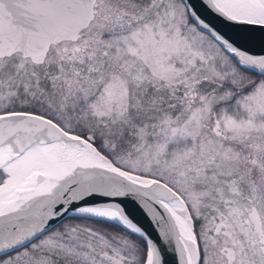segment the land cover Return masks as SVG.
I'll return each mask as SVG.
<instances>
[{"label":"snow or ice","instance_id":"1","mask_svg":"<svg viewBox=\"0 0 264 264\" xmlns=\"http://www.w3.org/2000/svg\"><path fill=\"white\" fill-rule=\"evenodd\" d=\"M0 264H264V0H0Z\"/></svg>","mask_w":264,"mask_h":264}]
</instances>
